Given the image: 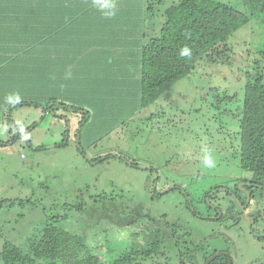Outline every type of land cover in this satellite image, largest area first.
Here are the masks:
<instances>
[{"label":"rangeland","instance_id":"1","mask_svg":"<svg viewBox=\"0 0 264 264\" xmlns=\"http://www.w3.org/2000/svg\"><path fill=\"white\" fill-rule=\"evenodd\" d=\"M215 1L245 10L240 0ZM172 2L149 0L152 17L147 20L153 25L146 22V30L158 29ZM94 6L101 15L90 27L110 26L109 13L118 6L107 0ZM226 44L230 58L199 60L192 72L141 110L120 112L112 105L80 102L68 93L71 106L78 109L56 103L50 112V90L45 94L42 81L17 88L23 90L18 92L21 102L33 105L10 109L5 97L17 89L0 94V251L4 242L24 249L28 237L55 220L105 261L140 246L142 236L130 235L149 221L152 231L160 229L162 243L163 259L154 264H196L195 259L200 264V254L219 249L230 253L231 264H264V223L259 221L260 230L233 216L218 222L197 216H213L210 206L217 203L223 214L229 208V198L214 191L241 176L237 156L243 86L257 72L264 80L258 53L264 46V26L258 20L241 27ZM17 121L27 140L21 138ZM64 140L66 145L58 146ZM206 154L214 167L203 164ZM153 191L158 196L152 199ZM80 203L83 210L71 209ZM261 207L253 202L249 209Z\"/></svg>","mask_w":264,"mask_h":264},{"label":"trees","instance_id":"2","mask_svg":"<svg viewBox=\"0 0 264 264\" xmlns=\"http://www.w3.org/2000/svg\"><path fill=\"white\" fill-rule=\"evenodd\" d=\"M97 1L100 0H0V30L1 27L17 29L0 32V94L16 92L8 90H16L22 83L32 86L42 81L45 94L51 92L46 102L50 112H54L52 106L56 103L63 108L78 109L71 106L68 93L73 95L72 99L77 95L80 102L108 104L118 107L120 112L128 107L141 110L192 72L199 60L230 58L226 41L241 27H251L257 20L264 26V0H240L244 11L215 0H173L164 9L158 29L148 30L144 26L152 17L149 0H107L118 6L110 12H115L110 18L113 23L107 27H90L101 15L94 6ZM86 22L88 27L84 26ZM185 47L190 54L182 56ZM258 53L264 61V46ZM69 73L70 78H66ZM87 83L96 86L88 88ZM75 85L80 86L79 91ZM81 88L88 92L83 94ZM95 95L100 96L99 100H95ZM103 99L105 103L101 102ZM23 105L33 104L21 102L9 107ZM239 113V169L242 176L259 186L257 190H263L261 72L246 80ZM65 145L64 140L58 146ZM81 204L71 209L81 211L84 209ZM55 223L52 220L36 230L26 239L24 249L4 242L0 264H154L163 259L159 232L152 231L149 221H140L137 226L143 223V229L133 230L130 235L142 236L140 246L126 248L105 261L80 236L60 229ZM145 232L148 238L144 237ZM228 259L231 257L219 256L208 264H228Z\"/></svg>","mask_w":264,"mask_h":264},{"label":"flooded vegetation","instance_id":"3","mask_svg":"<svg viewBox=\"0 0 264 264\" xmlns=\"http://www.w3.org/2000/svg\"><path fill=\"white\" fill-rule=\"evenodd\" d=\"M240 175H241L240 177L230 179L227 184L220 185L214 191V193L220 192L225 197L229 198L230 205H229L228 210H226L224 214L222 212L224 210H220L218 208L219 203H217L216 206L213 205V207L210 206L211 204L208 203L207 207L210 206V209H213L214 211L213 216L211 217L210 216L204 217L201 215H197V216L205 220L212 219L213 221H217V222L221 217L223 220H227L229 216H233L231 218H234L235 221L244 220L248 222L251 228H253L254 226H257L258 229L260 230L263 229V225H261L259 221H261V223H264V199L262 198V193H261V192L264 193V189L257 190V188L259 189V186L249 181L246 177L242 176V174ZM152 195H155L156 197L158 196V194H155L154 192H152ZM207 197L208 196L204 198L206 199ZM256 197H258V199H256ZM253 202L256 203V206L259 203H261L262 207L260 209L255 208L254 210L250 211L249 207ZM221 213L223 214V216H221ZM243 214L245 216L244 218H242ZM258 224L260 225L258 226ZM155 229L158 230L159 239H160V229L159 228H155ZM215 254H219L216 257H219V256H225L227 258L230 257V253L227 250H220V249L212 250L210 254H205V253L200 254L199 256V258L201 259L200 264H204L205 263L204 261H206L207 259H209L211 256ZM225 254H227V256ZM204 255L206 257L205 260H203ZM195 263L199 264V262H197L196 259H195ZM189 264H194V262L190 261Z\"/></svg>","mask_w":264,"mask_h":264},{"label":"clouds","instance_id":"4","mask_svg":"<svg viewBox=\"0 0 264 264\" xmlns=\"http://www.w3.org/2000/svg\"><path fill=\"white\" fill-rule=\"evenodd\" d=\"M114 15H115V12L109 13V18H111ZM189 54H190V50L188 48L185 47L184 49H182V51H181L182 56H187ZM66 78H70V73L68 74V77H66ZM5 99H6L8 104L18 105L21 103L22 97L17 92V93H13L11 95L6 96ZM16 124H17L18 131L21 134V138L23 140H27L29 138V136L25 132V127L19 121H17ZM3 130L7 131V128H4ZM203 164L208 168L214 167V161H213L212 156L210 154H206L203 157Z\"/></svg>","mask_w":264,"mask_h":264},{"label":"crops","instance_id":"5","mask_svg":"<svg viewBox=\"0 0 264 264\" xmlns=\"http://www.w3.org/2000/svg\"><path fill=\"white\" fill-rule=\"evenodd\" d=\"M5 3H9L10 4V2L9 1H7V2H5ZM5 30V31H7V32H15L17 29H16V27H1V30ZM1 30H0V32H1Z\"/></svg>","mask_w":264,"mask_h":264},{"label":"water","instance_id":"6","mask_svg":"<svg viewBox=\"0 0 264 264\" xmlns=\"http://www.w3.org/2000/svg\"><path fill=\"white\" fill-rule=\"evenodd\" d=\"M219 254H215V255H213V256H211L209 259H207L206 261H205V263L204 264H208L211 260H213L216 256H218ZM226 256H227V254H225ZM228 264H231V260L230 259H228Z\"/></svg>","mask_w":264,"mask_h":264}]
</instances>
